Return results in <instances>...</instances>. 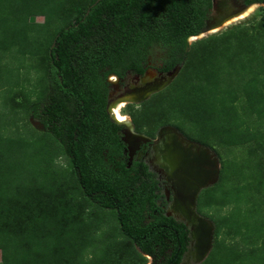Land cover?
Wrapping results in <instances>:
<instances>
[{
    "label": "trees",
    "instance_id": "1",
    "mask_svg": "<svg viewBox=\"0 0 264 264\" xmlns=\"http://www.w3.org/2000/svg\"><path fill=\"white\" fill-rule=\"evenodd\" d=\"M225 3L0 0L2 264H144V253L155 254L137 249L161 234L144 224L143 187L123 164L100 158L103 136L118 125L99 100L101 72L142 71L154 47L164 69L180 68L164 89V115L225 149L218 182L199 197L200 209L216 212L201 264H264V14L187 43ZM144 108L131 112L134 121L156 122L158 112Z\"/></svg>",
    "mask_w": 264,
    "mask_h": 264
},
{
    "label": "flooded vegetation",
    "instance_id": "2",
    "mask_svg": "<svg viewBox=\"0 0 264 264\" xmlns=\"http://www.w3.org/2000/svg\"><path fill=\"white\" fill-rule=\"evenodd\" d=\"M150 58L149 55L141 62L142 71L101 72L103 87L99 100L109 121L118 127L108 129L103 136L106 142L100 158L112 159L110 164L115 167L123 164L136 180L134 187H143L148 196L144 200V224L161 234L152 248L137 246L138 250L155 252L144 253L149 259L144 264H172L174 251L183 247L185 251L177 264H201L212 248L214 224L199 206L201 193L209 187H202V166L208 165V154L198 151L194 144L209 146L190 138L176 126L163 125L151 131L134 121L131 112H140L147 99L167 88L173 77L169 73L177 68L164 69L166 65L160 58L157 63ZM93 101L95 110L97 104ZM118 104H123L120 111L128 116L127 122L114 116L113 108ZM33 119L39 121L37 117ZM177 225L181 236L176 231Z\"/></svg>",
    "mask_w": 264,
    "mask_h": 264
},
{
    "label": "rangeland",
    "instance_id": "3",
    "mask_svg": "<svg viewBox=\"0 0 264 264\" xmlns=\"http://www.w3.org/2000/svg\"><path fill=\"white\" fill-rule=\"evenodd\" d=\"M226 1L228 3L230 2V0L229 1L226 0ZM232 2L235 3L233 5L235 8H237L239 5L244 4L243 0H233ZM228 3H225V6L222 7V9L220 11H218V12H216L214 14V17L215 18L213 17V20L211 22L212 24H213V21L216 18L219 17L218 15H220V16L222 15L221 12H225V11L230 10V8H229L230 6H229ZM263 14H264V4H262L260 6H256L255 9L251 13H249L248 15H246L244 17L238 18V19H236L234 21H230V22L226 23L225 25H223V26H221L219 28H215L213 30L204 32V33H202V34H200L198 36H193L192 38L189 37L188 40H187V43H188V45H190L191 43H193V41H195L197 39H200V38H203V37H206V36H209V35H219L222 32H224L225 30H228L229 28H231L232 26H234L236 24L249 25L254 19L260 18ZM31 20L43 21V18L42 17H32ZM162 53L163 52H162V50L160 48L154 47L152 49V51H151V58H150V60H152V61H154V62L157 63L159 61V57H157V55L158 56H161ZM34 65L35 66H38V63H35ZM179 69L180 68L177 69V72L173 75V77H172V79H171V81H170L169 84H171L175 80V78L177 77V74L179 72ZM32 73L34 74V70H32ZM166 93H167V90H164V91H161L160 93L158 92L156 94H153L149 99H147V100H149V102H148V105L145 108L143 107L144 108L143 111H145L146 109H148L150 107V108L153 109V112H158V114H157L156 122H155V120H150L149 123H147V122L143 123L146 126V128H145L146 130H150L152 128L153 129L154 128H158V127L163 126V125H173V126L178 127L175 124H179V122H181V119L180 118L174 119V118H171V117H168V116L164 115V112H163V110H164L163 103H164V99H165V97L167 95ZM211 149H213L216 152V154H217L216 156H217V158H219L220 165H221L222 164L221 163L222 157H220L219 155L222 154V152H224L225 149L224 148H221V147H216V149H214V148H211ZM232 152H235V150H231L230 151V154L231 155H232ZM201 211H202L201 213L203 215H205V216H207L209 218L216 216L215 215L216 214L215 210L214 209H210L207 206L202 207L201 208ZM144 256H146V255H144ZM148 261H149V259L146 257L145 258V262H148ZM189 262H190V260H189ZM0 264H2L1 263V258H0Z\"/></svg>",
    "mask_w": 264,
    "mask_h": 264
},
{
    "label": "water",
    "instance_id": "4",
    "mask_svg": "<svg viewBox=\"0 0 264 264\" xmlns=\"http://www.w3.org/2000/svg\"><path fill=\"white\" fill-rule=\"evenodd\" d=\"M233 1V0H232ZM230 0V2L228 3L229 4V8L230 10L228 11H225V12H221V16L218 15L219 17L216 18L214 21H213V24L212 23H209L208 27H206L204 30H202L199 34L197 35H194V36H198L204 32H207V31H210V30H213L215 28H219L223 25L226 24V22L228 20H230L231 18H234V17H238L239 15H241L248 7L252 6V5H256V6H260L264 3H252V4H242V5H239L237 8H235L233 5L235 4L234 2H232ZM218 7L216 6L215 7V10H217ZM215 18V17H214ZM212 24V25H211ZM193 36H191L192 38ZM177 69L178 68H175L173 70V72L169 73V75H174L176 72H177ZM30 123L37 129L39 130H43L44 129V126L43 124L38 121V120H34L33 117H30ZM195 147H197V150L198 151H202L207 155V158H208V165H204V167L202 166V169L204 168V174L201 176L203 178V186L202 187H208V186H212L214 184H216L220 178V168H221V165H220V160L219 158H217V154L216 152L211 149L210 147H202L200 144L199 145H196L194 144ZM206 171V172H205ZM200 177V179H201ZM210 226H211V223H209ZM212 227V226H211ZM211 231H212V228H211Z\"/></svg>",
    "mask_w": 264,
    "mask_h": 264
},
{
    "label": "bare ground",
    "instance_id": "5",
    "mask_svg": "<svg viewBox=\"0 0 264 264\" xmlns=\"http://www.w3.org/2000/svg\"><path fill=\"white\" fill-rule=\"evenodd\" d=\"M256 5H252L250 7H248L241 15H239L238 17H234L231 18L230 20H228L226 23L230 22V21H234L238 18L244 17L246 15H248L249 13H251L254 9H255ZM123 106V104H118L116 107L113 108V113L114 116L120 121V122H127L128 121V116L122 114V112L120 111L121 107Z\"/></svg>",
    "mask_w": 264,
    "mask_h": 264
}]
</instances>
